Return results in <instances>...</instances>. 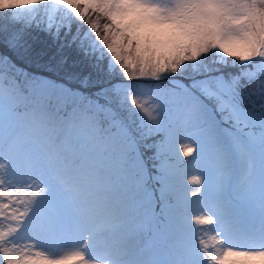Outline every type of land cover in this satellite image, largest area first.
I'll use <instances>...</instances> for the list:
<instances>
[{
    "label": "snow or ice",
    "instance_id": "1",
    "mask_svg": "<svg viewBox=\"0 0 264 264\" xmlns=\"http://www.w3.org/2000/svg\"><path fill=\"white\" fill-rule=\"evenodd\" d=\"M37 28L117 79L18 80ZM0 68V264H264V0H0Z\"/></svg>",
    "mask_w": 264,
    "mask_h": 264
},
{
    "label": "trees",
    "instance_id": "2",
    "mask_svg": "<svg viewBox=\"0 0 264 264\" xmlns=\"http://www.w3.org/2000/svg\"><path fill=\"white\" fill-rule=\"evenodd\" d=\"M34 30L30 31L28 37L30 47L27 51L11 52L16 63L31 64L30 67L35 71L86 88L88 94H93L95 89L99 90L117 79L113 77L109 80L104 60L97 65L96 61L84 53L74 51L69 46L62 47L61 43L46 37L44 34L47 32L43 33L39 29V32L34 33Z\"/></svg>",
    "mask_w": 264,
    "mask_h": 264
},
{
    "label": "rangeland",
    "instance_id": "3",
    "mask_svg": "<svg viewBox=\"0 0 264 264\" xmlns=\"http://www.w3.org/2000/svg\"><path fill=\"white\" fill-rule=\"evenodd\" d=\"M39 31L40 30L37 28V29L34 30V33L39 32ZM43 33H45V32H43ZM44 35L46 37H50V39H52L53 41L55 40L56 43H58V44L61 43V39L60 38H53L50 33H46ZM11 52H15V51H11ZM11 52H9V55L12 58L13 56H12ZM91 59L93 61H96L94 56ZM13 61H14V63H16L15 61H17V60L13 59ZM104 62H106V64H107V57H105ZM16 64L20 67V70L16 73V77L20 81H23L25 75H29V76L40 78L43 81L51 82V83H53L55 85H60V86H63L65 88H67V89H71L73 91L81 92V93H84L85 95L92 96V93L88 94L87 91L85 90L86 88H84V87L76 86V85L70 84L68 82H64V81H62V80H60L58 78H55V77H52V76H49V75H46V74H42L41 72L35 71L33 68L30 67L31 64L21 63V62H17ZM21 64H23V65H21ZM106 68L107 67L105 66V69ZM226 69H224V70H226ZM6 74H7V70L3 69V68H0V76L6 75ZM144 83H145V89L151 88L153 86L150 82H144ZM95 91H98V90L95 89ZM140 99L142 101H147L149 99V94L147 93V91L145 92L144 95H142L140 97ZM144 155H145L146 158H148L149 163H150L151 162V160H150L151 152H145ZM243 217H244L245 223L248 224V225L253 226V224L256 225V224L259 223V213H258V211L256 209H254L252 207H249V208L244 210ZM211 235L212 234L209 233V236H211ZM207 242L209 243V245L212 244V240L211 239H208Z\"/></svg>",
    "mask_w": 264,
    "mask_h": 264
}]
</instances>
